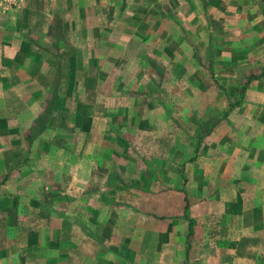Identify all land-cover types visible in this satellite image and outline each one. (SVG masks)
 Here are the masks:
<instances>
[{
    "label": "crops",
    "instance_id": "obj_1",
    "mask_svg": "<svg viewBox=\"0 0 264 264\" xmlns=\"http://www.w3.org/2000/svg\"><path fill=\"white\" fill-rule=\"evenodd\" d=\"M25 5L21 17L19 7L0 6V177L11 175L0 191V264H264V123L239 133L231 153L179 167L186 179L167 185L176 189L114 190L101 163L104 136L83 125L113 119L85 120L82 111L103 107L115 91L98 77L115 76L118 57L131 60L117 44L147 42L150 6L63 0L56 23V0ZM123 14L129 30L119 24ZM159 129L139 128L140 156L162 157Z\"/></svg>",
    "mask_w": 264,
    "mask_h": 264
},
{
    "label": "rangeland",
    "instance_id": "obj_2",
    "mask_svg": "<svg viewBox=\"0 0 264 264\" xmlns=\"http://www.w3.org/2000/svg\"><path fill=\"white\" fill-rule=\"evenodd\" d=\"M146 2L150 6L147 42L117 44L116 53H132L131 60L118 57L116 75L98 77L105 89L110 86L115 91L108 101L101 99L103 107L91 105L82 111L85 120L113 119L83 125L104 136L101 163L109 169V184L113 183L114 190L127 188L133 193L143 185L142 190L149 192L159 186L176 189L167 185L177 186L178 175L180 182L186 179L183 170L178 173L179 167L198 158L209 164L210 156L227 155L231 147H239V133L257 131L264 123V0ZM26 3L24 0L18 12ZM0 4L9 8L4 1ZM55 8L59 23L63 0H56ZM119 24L129 30L131 19L123 14ZM88 83L96 85V78ZM241 84L246 88L242 94ZM93 96V92L87 93L88 98ZM142 116H147L148 123H139ZM157 126L164 137L162 157L140 156L135 150V134L139 128L152 132ZM175 135L178 139L172 140ZM124 136L132 138L123 141ZM125 143L130 155L119 152ZM117 147L121 150H113ZM159 157L165 161L163 172L154 164ZM26 160V154L16 158L13 169ZM140 167L147 171L141 173ZM10 176L0 177V191L9 188L1 185ZM249 176L245 172L244 178ZM195 226L192 223V230Z\"/></svg>",
    "mask_w": 264,
    "mask_h": 264
},
{
    "label": "built area",
    "instance_id": "obj_3",
    "mask_svg": "<svg viewBox=\"0 0 264 264\" xmlns=\"http://www.w3.org/2000/svg\"><path fill=\"white\" fill-rule=\"evenodd\" d=\"M4 3L6 2L7 4L5 6L9 7V8H17L21 5H23L22 3L24 2V0H0V3L3 2ZM0 6H2L0 4Z\"/></svg>",
    "mask_w": 264,
    "mask_h": 264
},
{
    "label": "trees",
    "instance_id": "obj_4",
    "mask_svg": "<svg viewBox=\"0 0 264 264\" xmlns=\"http://www.w3.org/2000/svg\"><path fill=\"white\" fill-rule=\"evenodd\" d=\"M57 32H58V30H57ZM55 45H56V44H55ZM241 94H242V92H241ZM238 102H239V101H237L236 105L239 104ZM49 109H50V107H48V108L45 110L46 112H45L43 115L40 116V119H41L42 121L44 120V118H46V117L49 116V114H50V110H49Z\"/></svg>",
    "mask_w": 264,
    "mask_h": 264
}]
</instances>
